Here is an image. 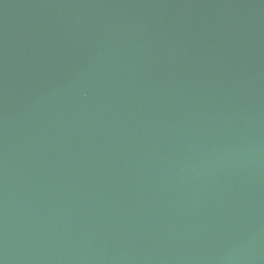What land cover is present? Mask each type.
Instances as JSON below:
<instances>
[{
	"label": "water",
	"instance_id": "water-1",
	"mask_svg": "<svg viewBox=\"0 0 264 264\" xmlns=\"http://www.w3.org/2000/svg\"><path fill=\"white\" fill-rule=\"evenodd\" d=\"M0 264H264V0H0Z\"/></svg>",
	"mask_w": 264,
	"mask_h": 264
}]
</instances>
